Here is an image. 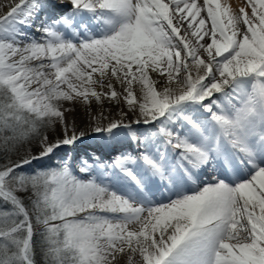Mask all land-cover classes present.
Listing matches in <instances>:
<instances>
[{
	"label": "snow or ice",
	"instance_id": "1",
	"mask_svg": "<svg viewBox=\"0 0 264 264\" xmlns=\"http://www.w3.org/2000/svg\"><path fill=\"white\" fill-rule=\"evenodd\" d=\"M246 6L0 0V264H264V0ZM92 134L117 154L45 163Z\"/></svg>",
	"mask_w": 264,
	"mask_h": 264
},
{
	"label": "rangeland",
	"instance_id": "2",
	"mask_svg": "<svg viewBox=\"0 0 264 264\" xmlns=\"http://www.w3.org/2000/svg\"><path fill=\"white\" fill-rule=\"evenodd\" d=\"M247 3H248V0H233L232 1V5L234 9L233 14L238 13L241 8H244L245 11L250 12V7L246 6ZM227 5H228V2H227ZM79 113L80 115H84L83 112H79ZM122 150H124V148ZM92 152H97V154H101L98 145L85 144V145H79V146H64L60 149L56 157H53L51 161L46 160L45 163L55 164L57 160L59 159V157L61 156H64L65 158L76 157V156H82L85 153H92Z\"/></svg>",
	"mask_w": 264,
	"mask_h": 264
},
{
	"label": "bare ground",
	"instance_id": "3",
	"mask_svg": "<svg viewBox=\"0 0 264 264\" xmlns=\"http://www.w3.org/2000/svg\"><path fill=\"white\" fill-rule=\"evenodd\" d=\"M232 1L233 0H220V3H221L222 6L226 5L231 10V13H233L234 9H233V5H232ZM227 2H228V5H227ZM79 112H83V111L81 109L77 110V113H78V119H77L78 127L85 128L86 127V123L84 122V115H80ZM85 144L98 145L101 154H105V153L111 152V155L113 157L116 154V152L112 151L111 149L104 147L102 141L100 140V137L98 135H95V134H92V135H89L88 137H85L83 142L78 143V146L79 145H85ZM117 147L119 148L120 151H125V150L131 151V147H128L126 144L123 147H121L119 145ZM123 148H124V150H122Z\"/></svg>",
	"mask_w": 264,
	"mask_h": 264
}]
</instances>
